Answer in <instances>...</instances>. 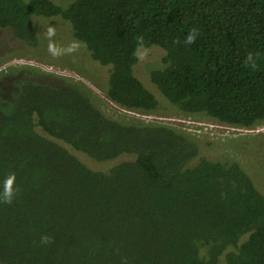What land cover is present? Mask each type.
Returning <instances> with one entry per match:
<instances>
[{"label":"trees","instance_id":"1","mask_svg":"<svg viewBox=\"0 0 264 264\" xmlns=\"http://www.w3.org/2000/svg\"><path fill=\"white\" fill-rule=\"evenodd\" d=\"M34 16L70 22L110 67L117 107L159 110L133 71L155 44L166 66L150 78L173 104L264 125V0H0V29L39 47ZM1 75L14 93L0 92V263L264 264V194L240 163L200 156L203 140L165 119L111 118L76 86ZM60 141L100 163L132 158L98 170Z\"/></svg>","mask_w":264,"mask_h":264},{"label":"rangeland","instance_id":"2","mask_svg":"<svg viewBox=\"0 0 264 264\" xmlns=\"http://www.w3.org/2000/svg\"><path fill=\"white\" fill-rule=\"evenodd\" d=\"M53 1L67 6L73 0ZM33 24L40 37L39 47H32L16 38L10 29H0V75L11 70L16 76L22 75L21 78L27 80L33 79L53 86H76L85 90L103 113L122 122L165 119L169 124L177 125L203 140L200 156L240 163L264 194V125L260 123L254 128L224 126L214 123L205 112H190L173 104L150 78L152 70L166 66L164 48L154 44L137 49L139 61L133 67L134 74L155 94L160 106L155 114L132 113L108 100L106 91L112 76L111 69L92 58L86 44L74 36L69 21L59 16H34ZM0 79L3 81L0 85L2 95L7 97L14 93L10 78L5 79L1 75ZM11 104L8 109L4 107L9 110L6 112L12 110ZM61 143L83 162L98 170L132 158L131 155H124L117 161L100 163Z\"/></svg>","mask_w":264,"mask_h":264},{"label":"clouds","instance_id":"3","mask_svg":"<svg viewBox=\"0 0 264 264\" xmlns=\"http://www.w3.org/2000/svg\"><path fill=\"white\" fill-rule=\"evenodd\" d=\"M196 31L193 30L188 36H187V43L191 44L192 42H194V40L196 39ZM252 57L249 56V60H251ZM12 181H13V177H9L6 181H5V184H4V197L10 201L11 199V196H12V190H11V184H12Z\"/></svg>","mask_w":264,"mask_h":264},{"label":"water","instance_id":"4","mask_svg":"<svg viewBox=\"0 0 264 264\" xmlns=\"http://www.w3.org/2000/svg\"><path fill=\"white\" fill-rule=\"evenodd\" d=\"M110 101V100H109ZM112 103V102H111Z\"/></svg>","mask_w":264,"mask_h":264}]
</instances>
